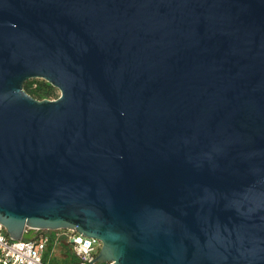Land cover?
<instances>
[{
  "label": "water",
  "instance_id": "water-1",
  "mask_svg": "<svg viewBox=\"0 0 264 264\" xmlns=\"http://www.w3.org/2000/svg\"><path fill=\"white\" fill-rule=\"evenodd\" d=\"M0 223L264 264V0H0Z\"/></svg>",
  "mask_w": 264,
  "mask_h": 264
},
{
  "label": "built area",
  "instance_id": "built-area-1",
  "mask_svg": "<svg viewBox=\"0 0 264 264\" xmlns=\"http://www.w3.org/2000/svg\"><path fill=\"white\" fill-rule=\"evenodd\" d=\"M62 247L68 248L78 264H99L96 258L103 243L73 229H43L34 239L10 240L7 229L0 223V264H52Z\"/></svg>",
  "mask_w": 264,
  "mask_h": 264
},
{
  "label": "trees",
  "instance_id": "trees-1",
  "mask_svg": "<svg viewBox=\"0 0 264 264\" xmlns=\"http://www.w3.org/2000/svg\"><path fill=\"white\" fill-rule=\"evenodd\" d=\"M25 89L30 95L39 100L51 99L56 94L55 87L45 81L30 80L26 83ZM74 260L72 264H78L75 258Z\"/></svg>",
  "mask_w": 264,
  "mask_h": 264
},
{
  "label": "rangeland",
  "instance_id": "rangeland-1",
  "mask_svg": "<svg viewBox=\"0 0 264 264\" xmlns=\"http://www.w3.org/2000/svg\"><path fill=\"white\" fill-rule=\"evenodd\" d=\"M37 80L39 82L41 81H45L46 80L42 79V78H37L34 79ZM56 94L54 96L51 97V99H57L60 97L61 95V91L60 89L56 88ZM74 260V256L68 251L67 247H62L59 250H57V256L55 258L52 259V264H72Z\"/></svg>",
  "mask_w": 264,
  "mask_h": 264
}]
</instances>
